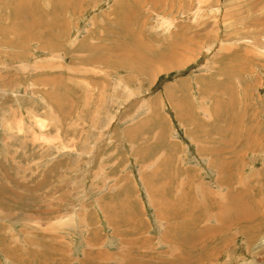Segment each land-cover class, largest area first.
Instances as JSON below:
<instances>
[{"label":"rangeland","instance_id":"1","mask_svg":"<svg viewBox=\"0 0 264 264\" xmlns=\"http://www.w3.org/2000/svg\"><path fill=\"white\" fill-rule=\"evenodd\" d=\"M0 264H264V0H0Z\"/></svg>","mask_w":264,"mask_h":264},{"label":"bare ground","instance_id":"2","mask_svg":"<svg viewBox=\"0 0 264 264\" xmlns=\"http://www.w3.org/2000/svg\"><path fill=\"white\" fill-rule=\"evenodd\" d=\"M139 64V63H138ZM238 192H239V190H238ZM241 192H242V190H241ZM244 193V192H243ZM236 195L235 196H237L238 195V197H243V196H239V195H241L240 193L239 194H237V192L235 193ZM234 195V194H233ZM237 197V198H238ZM239 200V199H238ZM243 210V209H242ZM241 219V218H240Z\"/></svg>","mask_w":264,"mask_h":264}]
</instances>
